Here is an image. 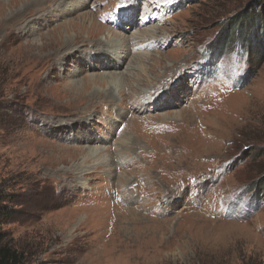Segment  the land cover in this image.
Here are the masks:
<instances>
[{
  "label": "rangeland",
  "instance_id": "rangeland-1",
  "mask_svg": "<svg viewBox=\"0 0 264 264\" xmlns=\"http://www.w3.org/2000/svg\"><path fill=\"white\" fill-rule=\"evenodd\" d=\"M29 1L0 0L5 242L26 264H264L262 0H50L25 35L13 15ZM70 22L81 25L63 31ZM237 23L247 30L228 37ZM61 31L79 48L65 67L30 46ZM106 43L125 48L118 72L101 69ZM96 74L116 81L75 102L60 92ZM96 89L124 102L83 97ZM80 118L85 130L57 124Z\"/></svg>",
  "mask_w": 264,
  "mask_h": 264
},
{
  "label": "bare ground",
  "instance_id": "bare-ground-1",
  "mask_svg": "<svg viewBox=\"0 0 264 264\" xmlns=\"http://www.w3.org/2000/svg\"><path fill=\"white\" fill-rule=\"evenodd\" d=\"M49 1V2H48ZM48 2V7L51 5V1L50 0H30L29 1V3L27 4V5H25V6H23V7H21V9L19 10V12L18 13H16V14H14L13 15V17H14V19H13V17L11 18V19H13V22H17V24H23V26L25 25V23L27 24V26L25 27V29H24V31L26 32H24L25 33V35H27L28 33H30V32H33V27L35 26V25H37V26H39V27H41V25H40V21H42L43 20V18H44V16H43V14H41V13H45V8H44V5L46 4ZM71 2V1H70ZM99 2V1H98ZM97 3V2H96ZM100 3V2H99ZM58 4V3H57ZM66 4V3H65ZM80 5V4H79ZM84 5V4H83ZM55 6H57V5H55ZM75 6V5H74ZM48 9H50V8H48ZM71 9V12H72V10L74 9H72V8H70ZM51 10V9H50ZM52 11V10H51ZM74 11V10H73ZM60 11L58 10V13H59ZM41 14V15H40ZM56 14V13H55ZM71 14V13H70ZM60 15V14H59ZM70 16V15H69ZM49 17V16H48ZM87 17H88V15H85V14H83L82 16H81V24L83 25V24H85V21H87ZM28 18H30V22L28 23ZM76 18V17H75ZM49 21V20H48ZM47 21V22H48ZM82 21H83V23H82ZM9 23V22H8ZM45 23V22H44ZM64 23V22H63ZM90 23V22H89ZM11 24V23H10ZM43 24V23H42ZM47 24V23H46ZM80 23H79V25H81ZM12 25V24H11ZM72 25H74L73 27L75 28V27H79V25L77 24V23H68L67 25H63V31H68L67 30V27L69 26V28L72 26ZM14 26V25H13ZM93 26V25H92ZM99 27H98V30H100L99 31V33H102V31L104 32V30H106L107 29V27H105V26H103V25H101V24H99L98 25ZM11 27V26H10ZM62 27V26H61ZM92 28V27H91ZM35 29V28H34ZM141 30V29H140ZM41 31V30H40ZM40 31H38V32H40ZM52 31V30H51ZM56 31V30H55ZM110 31V33H111V29L109 30ZM142 31H144V34L141 36V37H146V35L147 36H149L150 37V44H153V39L156 37L155 35L154 36H152V35H149V34H147L148 33V31H146V30H142ZM113 33H114V31H112ZM65 33V32H64ZM150 33V32H149ZM62 35H63V32L61 31L60 33H55V37H53V39H48L47 40V38H46V42H44L43 43V45L41 46V47H38L37 45H34V44H32V45H30L31 46V48H39L41 51H52V53H54V55L56 54L57 55V62L58 61H60L61 62V65L62 66H66V64L67 63H72L74 60H75V53L78 51V49L79 48H76V46H74L75 44H77V41H75V40H73V38H71V37H68V38H66V39H63L62 41H60V40H58L59 38H61L62 37ZM121 35H123V33H118L117 31H116V33H114V36H116V37H120L121 39H123V40H125V38H123ZM124 36V35H123ZM158 36V35H157ZM88 39H90V37L88 38ZM134 39H136V38H134ZM133 39H131L130 41H132ZM97 41V40H96ZM135 41V40H134ZM148 40H146L145 38H138L137 40H136V46L137 47H139V49H142V48H145V47H147L148 46V44L146 43ZM95 42V41H94ZM85 43V42H84ZM89 43V42H88ZM102 43V42H101ZM156 43V42H155ZM147 44V45H146ZM149 44V45H150ZM57 46V49H55L56 48V46ZM114 43H112V44H103V57H104V55H106V53L107 52H110L113 56H110V59H109V61H108V63H107V65L104 67L103 66V68H101L102 70L103 69H105L106 70V72H118V66H119V64L120 63H118V61H117V59L119 60V61H121V63H122V65L123 64H126V61L128 60V58L127 59H124V57H125V51H124V49H123V44L122 45H115ZM100 46H101V44H100ZM119 46V47H118ZM96 47H98V46H96ZM149 47V46H148ZM86 49V48H85ZM91 49V48H90ZM115 49V51H116V49L117 50H119L120 51V57H118L119 55H118V53H114V50ZM86 51V50H85ZM92 51V50H91ZM127 51L128 52H130V53H134L135 52V50H134V47H130V45H128V47H127ZM102 52V51H101ZM51 53V54H52ZM129 53V54H130ZM128 54V53H127ZM128 54V55H129ZM47 55V54H46ZM110 55V54H109ZM50 56V55H49ZM52 56V55H51ZM101 56V55H100ZM117 56V59H112V57H116ZM123 57V59H122V57ZM86 57V56H85ZM140 57H142V56H140V55H138V57L137 58H140ZM51 58V57H50ZM95 58V57H94ZM94 58H86L85 59V61L87 60L88 62H96V60H93ZM105 58V57H104ZM105 59H107V58H105ZM53 60V59H52ZM77 60V59H76ZM64 61V62H63ZM115 61V62H114ZM42 62V61H41ZM45 62V61H44ZM98 62V61H97ZM76 63H77V61H76ZM81 64H83V63H81ZM73 65V64H72ZM75 65V64H74ZM43 67H45V66H43ZM57 67V66H56ZM97 67V66H96ZM102 67V66H101ZM98 68V67H97ZM44 69V68H43ZM50 70V69H49ZM83 70H85V68H79L78 69V71H80V73L81 72H84ZM89 70H92V69H90L89 68ZM77 71V72H78ZM86 71V70H85ZM51 72V71H50ZM50 74H52V73H50ZM74 74V73H73ZM109 74V73H108ZM57 75V74H56ZM77 74H74V76H72L73 78H76L77 76H76ZM127 76V75H126ZM52 77H54V76H52ZM123 77H125L124 75H123ZM130 77V76H129ZM57 78V77H56ZM110 80L112 81H116V79H115V76L114 77H109V79L107 78H105L103 75H97L96 74V76H92L91 75V77H89V78H87L86 80H82V81H79V82H77V81H75L74 80V82L73 83H70V84H68L67 86H65V89L64 90H66L67 92H65V91H60L61 93H67V94H70V97H71V101H73V102H75V101H77L78 99H80V98H82L81 96H80V94H81V92H82V90L83 89H86V88H88V86H93V85H95V86H97V85H99V86H107L108 87V85H109V83H112V82H110ZM129 82H130V80H129ZM112 87V86H111ZM110 87V88H111ZM68 90H67V89ZM109 88V87H108ZM100 89V88H99ZM178 89V88H177ZM125 90V89H124ZM132 90V89H131ZM134 90H136L135 88L133 89V91ZM84 91V90H83ZM107 92V91H106ZM136 93V92H135ZM123 94V93H122ZM122 94L120 95L122 98H123V96H122ZM84 96V98H86V97H93V98H96V97H103V98H105V99H108L109 100V102L112 104L111 106H113V107H116L117 108V103H115L116 102V100H119V101H122V102H124V99H117V97H115L114 95H112L111 94V91H109V92H107V93H104V94H101L100 92H99V90L98 89H96V90H94V92L93 93H86V94H83ZM86 96V97H85ZM125 96V95H124ZM171 96V95H170ZM172 97V96H171ZM178 97V96H177ZM90 99V98H89ZM101 100V99H100ZM133 100V99H132ZM79 101V100H78ZM95 101V100H94ZM129 101V100H128ZM164 101L166 102V103H168V98H167V96H166V98L164 99ZM174 101H176V100H174ZM126 103V102H125ZM130 103V102H129ZM144 104H146V102L144 101L143 102ZM165 103V104H166ZM170 104H171V102H169ZM100 104V103H99ZM103 104V103H102ZM104 104H106V103H104ZM148 105H150L151 107H155V106H157V104L156 103H153V102H149V103H147ZM86 105V104H85ZM92 105V104H91ZM98 106V105H97ZM59 107V106H58ZM108 107V106H107ZM128 107V106H127ZM162 107V106H161ZM94 108V107H93ZM89 109H91L90 107H89ZM129 109H132V107H130ZM155 109V108H154ZM162 109V108H161ZM74 110V109H73ZM92 110V109H91ZM105 110V109H104ZM77 111V110H76ZM87 112V111H86ZM81 113V112H80ZM84 113V112H83ZM89 113H91V111H89L88 113H86V114H82L81 116L83 117V116H85V115H87V114H89ZM75 114V113H74ZM80 115V114H79ZM80 116V117H81ZM70 118V117H69ZM137 118V117H136ZM132 119V118H131ZM140 122H142V123H146V121L144 120V119H148V120H150V119H152L151 117H146V118H143V119H141V118H137ZM181 120H179V121H184L185 120V118H183V117H181L180 118ZM58 121V120H57ZM64 120H59L58 122L59 123H57V124H64V123H68V124H73V125H76V123L78 124V126L77 127H79V128H84V130H85V128H86V126H87V123H84V122H82V124H80V121H82V118H80V119H77V120H68V121H66V122H63ZM153 121V123L155 124V125H157V123L158 122H154V120H152ZM161 122H162V125L160 126V128H163V127H166L167 128V126H168V122L166 121V120H160ZM170 122V121H169ZM115 123L116 122H113V128L115 127L114 125H115ZM72 125V126H73ZM61 127V126H60ZM69 129V128H68ZM67 129V130H68ZM159 131L160 130H157L154 134H159ZM124 132H128V131H125L124 130ZM132 133V132H131ZM134 134V133H133ZM136 134V133H135ZM155 136V135H154ZM131 138V137H130ZM135 139V138H134ZM126 140V139H125ZM125 143H126V141H125ZM132 143V142H131ZM133 143H135V142H133ZM53 146V145H52ZM56 148H61V150H66V149H69V148H66V147H63L62 145H56L55 146ZM74 151L73 149H71L70 148V151ZM124 150L125 149H122V152H124ZM69 151V150H68ZM130 151V150H129ZM75 152H83V149H81V148H78V149H75ZM91 153L90 154H92V155H94V153H97L98 151H94V152H92V151H90ZM126 153L128 152V148H127V150L125 151ZM66 153V152H65ZM64 153V154H65ZM72 153V152H71ZM124 155V154H123ZM90 157H91V155H90ZM119 158V157H118ZM109 166V165H108ZM130 167V165H126V166H121V167H119V171H120V169H127L128 170V168ZM116 168V167H115ZM117 170H118V168H117ZM116 170V171H117ZM82 172V171H81ZM108 173L109 174H113L114 172L112 171V170H108ZM108 174V175H109ZM114 177V176H113ZM114 200V199H113ZM115 203V202H114Z\"/></svg>",
  "mask_w": 264,
  "mask_h": 264
},
{
  "label": "trees",
  "instance_id": "trees-1",
  "mask_svg": "<svg viewBox=\"0 0 264 264\" xmlns=\"http://www.w3.org/2000/svg\"><path fill=\"white\" fill-rule=\"evenodd\" d=\"M257 11H258L257 13L258 15L261 14L262 17L264 16V0H262V2L260 3V7L257 8ZM251 13H252L250 14L251 16L253 15L257 16L255 12L252 11ZM236 27L237 28L240 27L241 32L247 30L245 23L243 24L237 23L234 26L233 30L230 31L228 37L236 33V29H237ZM229 40L230 39H227L226 43H228ZM0 264H26L25 257L17 249L11 247L9 244L5 242V236L1 231V227H0Z\"/></svg>",
  "mask_w": 264,
  "mask_h": 264
}]
</instances>
